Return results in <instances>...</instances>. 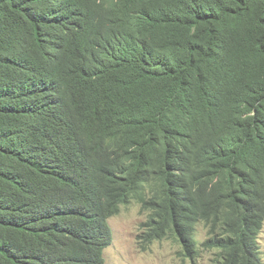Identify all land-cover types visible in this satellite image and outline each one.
Listing matches in <instances>:
<instances>
[{
	"label": "trees",
	"instance_id": "16d2710c",
	"mask_svg": "<svg viewBox=\"0 0 264 264\" xmlns=\"http://www.w3.org/2000/svg\"><path fill=\"white\" fill-rule=\"evenodd\" d=\"M134 200L261 264L264 0H0V264H106Z\"/></svg>",
	"mask_w": 264,
	"mask_h": 264
},
{
	"label": "rangeland",
	"instance_id": "374dc122",
	"mask_svg": "<svg viewBox=\"0 0 264 264\" xmlns=\"http://www.w3.org/2000/svg\"><path fill=\"white\" fill-rule=\"evenodd\" d=\"M150 211L134 200L122 205L119 213L109 220L113 240L105 250L106 264H216L215 252L202 249L195 261L187 259L181 245L172 237L147 242L144 224ZM206 230L200 228L198 237L203 240ZM261 246V264H264V224L258 236Z\"/></svg>",
	"mask_w": 264,
	"mask_h": 264
},
{
	"label": "clouds",
	"instance_id": "9594fccd",
	"mask_svg": "<svg viewBox=\"0 0 264 264\" xmlns=\"http://www.w3.org/2000/svg\"><path fill=\"white\" fill-rule=\"evenodd\" d=\"M123 205H125V204H123ZM121 207H122V206H121ZM120 210H121V209H120ZM113 216H114V215H113ZM148 220H149V219H148ZM263 224H264V223H263ZM200 228L204 229L203 227H200ZM204 230H205V229H204ZM259 234H260V233H259ZM203 240H204V239H203ZM110 245H111V244H110ZM110 245H109V246H110ZM105 250H106V249H105Z\"/></svg>",
	"mask_w": 264,
	"mask_h": 264
}]
</instances>
